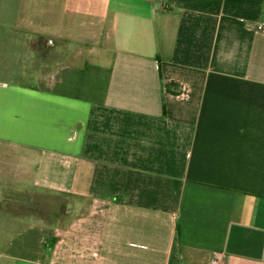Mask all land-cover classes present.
Returning <instances> with one entry per match:
<instances>
[{
	"label": "crops",
	"instance_id": "obj_1",
	"mask_svg": "<svg viewBox=\"0 0 264 264\" xmlns=\"http://www.w3.org/2000/svg\"><path fill=\"white\" fill-rule=\"evenodd\" d=\"M264 264V0H0V264Z\"/></svg>",
	"mask_w": 264,
	"mask_h": 264
},
{
	"label": "built area",
	"instance_id": "obj_2",
	"mask_svg": "<svg viewBox=\"0 0 264 264\" xmlns=\"http://www.w3.org/2000/svg\"><path fill=\"white\" fill-rule=\"evenodd\" d=\"M210 264H221V262L217 258H213Z\"/></svg>",
	"mask_w": 264,
	"mask_h": 264
}]
</instances>
